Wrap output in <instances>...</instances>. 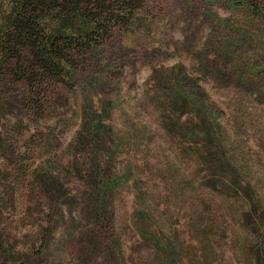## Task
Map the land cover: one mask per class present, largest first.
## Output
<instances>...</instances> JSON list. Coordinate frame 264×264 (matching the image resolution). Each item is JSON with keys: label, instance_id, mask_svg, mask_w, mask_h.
Listing matches in <instances>:
<instances>
[{"label": "rangeland", "instance_id": "1", "mask_svg": "<svg viewBox=\"0 0 264 264\" xmlns=\"http://www.w3.org/2000/svg\"><path fill=\"white\" fill-rule=\"evenodd\" d=\"M142 1L39 109L0 70L2 241L53 264H264V0Z\"/></svg>", "mask_w": 264, "mask_h": 264}, {"label": "trees", "instance_id": "2", "mask_svg": "<svg viewBox=\"0 0 264 264\" xmlns=\"http://www.w3.org/2000/svg\"><path fill=\"white\" fill-rule=\"evenodd\" d=\"M7 2L0 23V70L5 62L15 60L6 69L15 76L19 74L18 78L26 83L33 109L41 106L43 85L56 82L70 87L67 78L74 75L75 64L107 43L115 30H128L143 6L142 0ZM251 10L257 14L255 8ZM179 98L197 116L206 113L189 95ZM48 248L24 247L18 251L0 236V264H53L48 259ZM57 263L62 264V260Z\"/></svg>", "mask_w": 264, "mask_h": 264}]
</instances>
